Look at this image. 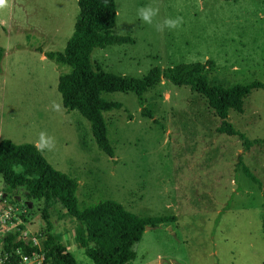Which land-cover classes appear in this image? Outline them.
Instances as JSON below:
<instances>
[{
  "label": "rangeland",
  "instance_id": "1",
  "mask_svg": "<svg viewBox=\"0 0 264 264\" xmlns=\"http://www.w3.org/2000/svg\"><path fill=\"white\" fill-rule=\"evenodd\" d=\"M112 33L131 44L95 49L101 71L140 78L153 67L208 62L210 82L264 83V0H114ZM159 5L164 17L182 16L175 30L157 32L140 20V6ZM76 0H8L0 9V141L34 144L38 133L56 146L42 156L78 183L79 209L112 200L140 218L167 217L143 230L129 264H264V146L217 133L219 119L187 87L160 82L143 95L142 117L132 93H104L121 105L104 113L114 162L97 150L76 112H55L57 75L67 67L40 61L39 50L61 52L73 30ZM172 64V65H170ZM227 121L248 140L264 142V88L253 89L242 112ZM259 181L247 179L237 158ZM4 184L0 177V193ZM5 199L26 201L16 190ZM42 201L27 209L29 232H42ZM49 223L76 264H91L74 240V223L54 206Z\"/></svg>",
  "mask_w": 264,
  "mask_h": 264
},
{
  "label": "trees",
  "instance_id": "2",
  "mask_svg": "<svg viewBox=\"0 0 264 264\" xmlns=\"http://www.w3.org/2000/svg\"><path fill=\"white\" fill-rule=\"evenodd\" d=\"M76 6L77 16L73 30L63 50L43 52L42 56L58 68L67 67L66 73L57 75L56 82V91L67 110L65 112L74 111L87 122L95 147L111 162H114V148L107 137L103 114L118 110L121 105L106 101L101 95L132 93L140 115L151 118V113L143 106V95L162 81L177 87H187L202 97L219 119L217 133L237 138L243 152L254 143L264 146V142L248 140L227 121L228 112L241 113L243 101L253 89H263L264 83L251 81L225 86L216 81L210 82L206 72L208 62L153 67L140 78L101 71L91 62L92 51L109 45L131 44L132 39L129 36L114 35L111 31L116 17L114 0H76ZM2 53L0 47V61ZM236 168L261 188L240 156L237 158ZM0 177L4 184L3 194H13L21 189L26 206L27 202L31 203L33 200L42 201L39 211L44 223L43 239L39 241L42 264H76L72 255L52 232L49 218L54 206L62 209L60 217L73 221L75 243L91 264H129L134 257L132 246L139 241L144 228H154L171 221L167 217L140 218L125 211L119 203L112 200H100L79 209L75 197L78 183L52 168L34 144L0 141ZM262 196L264 199V194ZM1 245L3 250L10 251L20 247L22 241L17 233H7Z\"/></svg>",
  "mask_w": 264,
  "mask_h": 264
},
{
  "label": "built area",
  "instance_id": "3",
  "mask_svg": "<svg viewBox=\"0 0 264 264\" xmlns=\"http://www.w3.org/2000/svg\"><path fill=\"white\" fill-rule=\"evenodd\" d=\"M5 196L0 193V264H42L39 241L43 239V233L28 231L26 201H11ZM7 233H17L22 245L10 251L3 250L2 239Z\"/></svg>",
  "mask_w": 264,
  "mask_h": 264
},
{
  "label": "clouds",
  "instance_id": "4",
  "mask_svg": "<svg viewBox=\"0 0 264 264\" xmlns=\"http://www.w3.org/2000/svg\"><path fill=\"white\" fill-rule=\"evenodd\" d=\"M7 3L8 0H0V9L5 8L7 6ZM136 13L140 20L148 25L154 26L155 30L160 33H163L165 29H178L184 23L182 16L164 17L163 19H157L160 14L159 5L148 4L140 6L139 8H137ZM51 108L55 112L67 111L62 105V101L60 103L53 101L51 103ZM55 146L56 141L53 136L49 135L46 131H40L38 133L37 139L34 143V147L37 151H51L55 148Z\"/></svg>",
  "mask_w": 264,
  "mask_h": 264
},
{
  "label": "crops",
  "instance_id": "5",
  "mask_svg": "<svg viewBox=\"0 0 264 264\" xmlns=\"http://www.w3.org/2000/svg\"><path fill=\"white\" fill-rule=\"evenodd\" d=\"M115 4V3H114ZM116 13V12H115ZM115 25V24H114ZM113 29V28H112ZM112 31V30H111ZM125 36H127V35H125ZM43 52H45V50H41V53H40V61L41 60H44V57L42 56V53ZM179 64H181V63H179ZM170 65H172V64H170ZM177 65V64H176ZM174 66V65H173ZM40 223L42 224V220H40Z\"/></svg>",
  "mask_w": 264,
  "mask_h": 264
},
{
  "label": "water",
  "instance_id": "6",
  "mask_svg": "<svg viewBox=\"0 0 264 264\" xmlns=\"http://www.w3.org/2000/svg\"><path fill=\"white\" fill-rule=\"evenodd\" d=\"M27 206H28V208L31 206V203L30 202H27ZM145 230H148V229H150V227H145L144 228Z\"/></svg>",
  "mask_w": 264,
  "mask_h": 264
}]
</instances>
